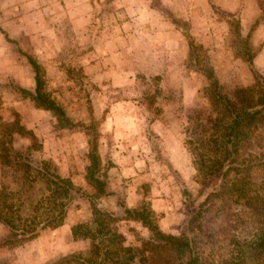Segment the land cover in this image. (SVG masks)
<instances>
[{"label": "trees", "instance_id": "16d2710c", "mask_svg": "<svg viewBox=\"0 0 264 264\" xmlns=\"http://www.w3.org/2000/svg\"><path fill=\"white\" fill-rule=\"evenodd\" d=\"M169 16L179 25L183 22L172 12ZM185 34L193 66L206 78L198 88L206 104L185 114L183 141L198 186L195 192L187 186L181 189L185 217L178 231L162 228L147 201L128 206L117 195L120 213L99 203V197L113 192L108 189L109 162H103L100 154L98 120L75 121L47 87L44 65L19 48L32 68L33 83L28 88L12 81V87L50 111L54 129L82 126L87 130L84 177L93 191H84L51 158L37 157L33 131L23 147L12 136L17 129L6 140L2 133L0 224L6 233L0 246L10 249V254L0 256V264H12L15 246L46 227L60 226L74 198L83 194L92 215L72 224L70 235L86 245L52 264H264V76L254 72L252 82L235 85L220 81L212 66H197L196 48L203 46L189 31ZM149 103L148 108L160 111L153 96ZM16 121L20 123L15 119L8 124ZM131 221L146 227L135 243L127 237Z\"/></svg>", "mask_w": 264, "mask_h": 264}, {"label": "crops", "instance_id": "0c3cea01", "mask_svg": "<svg viewBox=\"0 0 264 264\" xmlns=\"http://www.w3.org/2000/svg\"><path fill=\"white\" fill-rule=\"evenodd\" d=\"M198 1L162 0L163 6L161 2L160 5H156L157 3L154 0H58L56 7L51 8L48 2L46 3L42 0H0V107L2 106V108L6 109L7 105H9L17 111H20L22 107H25V109L29 108L27 112L32 113L35 118L42 115L40 110H43L50 116L48 124L51 125L50 129L54 133L60 132V130L54 129V117L50 111L36 106L29 96H21L9 86V81L28 88L33 83L32 68L26 60H24L25 63H22L23 58L16 50L14 43H16V40H20L22 36H27L31 40V44H29L30 49L27 52L44 65L47 87L51 90L53 96L63 104L62 101L64 100L55 91L56 87L54 85H57V83H65L67 85L68 78L71 77L66 73L67 68L65 71L64 64L61 63L60 59L56 60L57 57H55V55L63 52L62 40L68 39V35H65L59 28L66 19L65 21L71 25L74 31L79 32L83 29V32L86 33V35L80 36L87 43L85 44L86 47L82 50L80 49L77 54L78 56H82L79 60L82 71L93 80L95 85L101 88L98 91L100 95L96 98L98 104L94 109V114L97 115V111H101L102 114V111L105 109V115L99 125L101 132L99 149L103 162H109L108 189L113 192V194L99 197L98 201L102 206L114 213L121 212L119 205L115 203L117 195L124 198L128 206H135L143 198H148L156 212L163 211L169 199L167 187L163 186L156 192L155 180L150 177L155 166L156 171H154V175L158 174L160 176L158 164H161L163 160L157 159L158 157L150 149L147 131L148 121L146 120L148 113L145 114L141 108V104L138 103L137 90L132 85L133 83L131 82L129 85V83H126V80L124 83H118V80L115 79L118 76L126 79L132 68H136L134 67L135 65L129 66V64L125 63L121 65L123 67L118 65L120 56L134 51L132 50V42L135 40L134 38H137L136 35H139V33L132 31L129 25L144 23L148 29L140 32L142 35H148L147 39L145 36H142L147 41V51L144 53V56L143 52L141 55L138 53V56H141V62H137V65L139 63L140 70L150 72L152 67V71L154 72H167V75H170V79H167L168 86L191 87V93L194 92L193 89L195 88L194 94L196 93V96L194 97L196 100L199 98V84L191 85L189 79L180 80L188 77L178 73L180 70L184 71V68H186V65L183 63L189 51L188 46L184 41L182 33L176 28V22L172 17L165 15L162 8L169 7L171 10L169 12H172L174 17L182 16L194 22L197 21L196 14L200 11V7L207 9L211 5L209 0ZM215 1L221 6H225L227 3L234 2L235 0ZM234 4L231 3L228 6L233 7ZM47 10L50 12H48L49 16L46 14ZM51 12L54 13L53 16H51ZM99 12L101 15L105 13L106 17L109 16V24L100 30L96 27L88 28L94 16L98 15ZM57 21L59 24L56 25ZM120 24L122 26L123 24L126 25V29L124 27L121 28ZM37 42H41V45L36 46ZM100 61H103L104 69L101 67ZM120 69L125 73H119ZM100 70L104 72L101 77L98 76ZM111 75H113L114 80L111 79ZM187 83L189 84L188 86ZM163 119V117L157 115L153 119L154 121H149L157 134H160L159 129L161 130L167 125ZM27 125L34 132L36 131L33 127L34 124ZM182 135H184L183 131L178 133V137L176 136V138L181 140L174 142V148H178L174 150L176 152L183 148ZM159 143L162 146L168 144L161 136ZM43 147L45 153L51 155L47 150L48 147ZM50 147V151L52 152L53 146L51 145ZM82 147L84 148V152H86L87 148L85 149V144H82ZM162 150L164 151L163 147ZM187 156L189 164H181V167L187 165V173L191 175L194 169L190 156L188 154ZM87 161L88 159L85 158L82 162L80 161L75 164L76 166L74 167V164L68 163L69 161H62L58 166L62 170L69 172L73 181L81 185L84 190L91 192L93 188L84 177V165ZM162 164L168 168L167 161ZM77 166L78 170L80 169L79 171L76 168ZM173 167L180 166L174 164ZM150 180L152 182L147 185L146 183ZM166 181L164 179L163 183H166ZM161 191L164 193H161ZM91 215L88 197L85 195L78 196L70 204L65 221L60 226L66 225L67 233L70 234L72 224L87 220ZM68 218L71 220L69 225L66 223V219ZM158 222L162 227L161 221ZM131 224L138 225L146 230V227L139 222L131 221ZM5 233L3 225L0 224V237H3ZM36 241L37 236L21 245L15 246L11 250L14 256L12 264H19L20 262L21 264L53 263L54 260H45L42 254L38 259L29 257L27 262L22 261L25 248L39 249ZM73 241L77 244L82 240ZM82 247H84L83 241L77 248ZM71 250L73 249H69V251ZM8 254H10V249L1 245L0 256Z\"/></svg>", "mask_w": 264, "mask_h": 264}, {"label": "rangeland", "instance_id": "374dc122", "mask_svg": "<svg viewBox=\"0 0 264 264\" xmlns=\"http://www.w3.org/2000/svg\"><path fill=\"white\" fill-rule=\"evenodd\" d=\"M42 1L48 2L51 8L54 6L56 7L58 4V0ZM154 1L157 3L156 5H160V2L163 5L162 0ZM209 2L211 5H209L207 9L200 7V11L196 14L197 21L191 22L187 18L181 16L179 18H182L183 22H181L180 25L176 23V28L182 33L187 46L188 38L185 34L187 31L193 35V39L197 44L201 43L203 46L196 48L198 59V61H196L197 66H212L219 80L228 85H235L240 82L250 83L253 81L254 72L261 73L264 76V0H235V4L234 2H230L225 6H221L215 0H209ZM231 3L234 4L233 7L228 6ZM162 10L165 15L169 17L170 8L165 7L162 8ZM46 12V14H48L49 11L47 10ZM53 15L54 13L51 12V16ZM65 20L62 25L60 24L61 27L59 29L65 35H68V39L62 40L63 52L55 55V57H57L56 60L60 59L61 63L64 64L65 71L66 68L67 70L70 69L71 73H68V71H66V73L71 78H68L69 81L67 85L65 83H57V85H54V87H56L55 91L58 92L62 100H64L62 101L64 107L75 121L87 124L92 118H95L98 120L97 123L99 128L100 122L105 115V109L102 111V114L101 111H97V115L94 114V109L98 104L96 98L100 95L98 91H100L101 88L95 85L93 80L82 71L79 61L82 56H78L77 54L80 49L82 50L86 47L85 44L87 43L80 37L86 35V33L83 32V29L79 32L74 31L71 25ZM55 24L57 25L59 22L57 21ZM108 24L109 16L106 17L105 13L101 15L99 12L98 15L94 16L88 28L91 29L96 27L100 30ZM143 24L136 23L135 25H129L132 31L139 33V35H136L137 38H134L135 40L132 42V50L134 51L130 54L120 56V60H118L119 66L125 63L129 64V66L135 65L134 67L136 68H132L126 79L120 78L119 76L115 79L118 80V83H124L125 80L129 85L131 82L133 83L132 85H134L137 90L136 96H138V103L141 104V108L144 110L145 114L148 113V115H146V120L148 121L147 131L150 149L155 153V156L158 157L157 159L163 160L162 163L167 161L168 164V168L162 163L158 164L160 176H158V174L154 175L156 166L150 175V177L155 180L154 185L157 189L156 192L163 186H166L168 190L167 193H169L168 198L170 199V201L168 199V203L163 211H155V217L157 221H161L162 228L178 231L185 217L184 197L181 189L187 186L192 192H195L198 183L192 178L193 172L191 175L187 173L189 158L187 156L188 152L185 149L184 141H182L183 148L180 147L181 149L178 152L174 151L178 149L174 148V142L181 141L176 138V136L178 137V133L183 131L185 114L190 111V109L199 105H205L206 103L200 97L195 100V88L193 89L194 92L191 93V87L168 86L167 79H170V75H167V72H154L152 71V67L150 72L140 70L139 63L137 65V62H141V56H138V53L141 55L143 52L144 56V53L147 51V41L142 36H145L146 39L148 38L147 34L142 35V33H140L148 30L145 27L146 24ZM120 26L126 29V25L123 24L122 26L120 24ZM29 44H31V40H29L27 36H22L20 40H16V43H14L16 50L23 58L22 63H25L24 60H26V58L20 52L19 48L22 51H27L30 49ZM38 45H41V42H37L36 46ZM102 62L100 61L102 64L101 67L104 69ZM183 64L186 65V68H184V71L180 70L178 73L184 74L188 78L180 80L189 79L191 85L198 83V87L205 83L206 78L203 73L199 71V68L193 66V60L189 51L184 58ZM121 70L122 69L119 70V73H125ZM103 74V70L98 72L99 77L103 76ZM111 79L114 80L113 75H111ZM11 82L12 81H9V86L13 88ZM188 85L187 83V86ZM152 96L156 106L161 108L158 113L155 112L154 108H148ZM27 111H29V108L25 109V107H22L20 111H17L14 107H10L9 105H7L6 109L1 106L0 138L3 133L5 137L4 140H6L11 134V130L17 129V131L12 133V136L14 137L15 144L23 147L29 140V132L31 130L34 133L32 137L33 143L38 147V150L34 152L37 157L43 156L51 158L57 165L62 161H69V164H74L73 167L86 158V156H84V148L82 147V144H85V149L87 148V130L85 128H82V126L59 128L60 132L54 133V131L50 129L51 125L48 124L50 116L47 112L40 110L42 115L35 118L32 113ZM157 115L163 117L164 123L167 124L165 125L167 129L165 127L161 130L159 129L160 134L156 133L151 122H149L150 120L154 121L153 119H155ZM15 119L19 120L20 123L16 121L12 122V124H8L9 121ZM19 124L23 125V129H20L21 125ZM27 124H34L33 127L36 131L34 132ZM163 130L164 132H162ZM160 136L164 138L168 144L162 146L159 143ZM51 145L53 146L52 152L50 151ZM43 146L48 147L47 150L51 155L45 153ZM174 164L180 167H173ZM181 164L187 165L181 167ZM76 168L78 170V166ZM164 179L167 180L166 183H163ZM150 182L152 181L150 180L146 184L149 185ZM161 193L164 192L161 191ZM167 193L166 195H168ZM158 195H160V193H158ZM143 200L150 203L148 198H143L141 201ZM66 220V223L69 225V222H71L70 218ZM126 231L128 240L133 243L137 242V237L146 233L144 228L131 223L126 226ZM82 241H79L77 244L75 241H71V235L67 233L66 225L54 228L46 227L37 236L36 242L39 245V249H31L30 247L25 248L22 261L27 262L29 257L38 259V257H41V254L45 260H55L68 252L69 249H75L78 245L80 246ZM83 243L85 246L86 242L83 241ZM19 264H21V262Z\"/></svg>", "mask_w": 264, "mask_h": 264}]
</instances>
